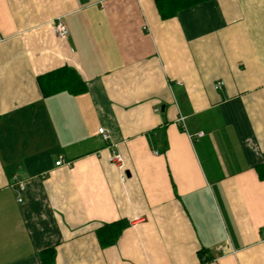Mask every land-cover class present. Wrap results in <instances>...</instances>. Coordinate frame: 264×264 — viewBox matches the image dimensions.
<instances>
[{"label":"crops","instance_id":"crops-1","mask_svg":"<svg viewBox=\"0 0 264 264\" xmlns=\"http://www.w3.org/2000/svg\"><path fill=\"white\" fill-rule=\"evenodd\" d=\"M263 162L264 0H0V264H264Z\"/></svg>","mask_w":264,"mask_h":264},{"label":"trees","instance_id":"trees-1","mask_svg":"<svg viewBox=\"0 0 264 264\" xmlns=\"http://www.w3.org/2000/svg\"><path fill=\"white\" fill-rule=\"evenodd\" d=\"M203 1L206 0H155L159 14L162 18L174 16L178 11ZM37 82L41 92L45 96L63 90L73 94H80L86 90L85 82L75 70L67 66H61L51 72L37 76ZM257 171L259 178L264 179V162L257 167ZM125 225L124 220H117L103 224L96 230L99 244L102 247L114 244ZM46 252L48 258L53 260L55 255L54 247L47 249ZM197 255L201 263L213 259V257L207 253V249L205 248L200 249L197 252Z\"/></svg>","mask_w":264,"mask_h":264},{"label":"built area","instance_id":"built-area-1","mask_svg":"<svg viewBox=\"0 0 264 264\" xmlns=\"http://www.w3.org/2000/svg\"><path fill=\"white\" fill-rule=\"evenodd\" d=\"M67 27L66 25L59 19L56 24L54 25V33L60 37V38H65L66 35H67ZM99 133L101 134V137L105 140L108 139V134L107 132L103 129V128H99L98 129ZM202 133H198L197 135H201ZM107 160L111 163H114L116 165H119L121 166V163H122V158L120 156V154L116 151H113L109 154V156L107 157ZM61 162V160H58L55 162L56 165H59ZM14 186V185H13ZM15 187H16V190L18 192V198L17 200L18 201H21V196H20V192L23 190V187H24V184L23 182L21 181H18L16 184H15Z\"/></svg>","mask_w":264,"mask_h":264}]
</instances>
